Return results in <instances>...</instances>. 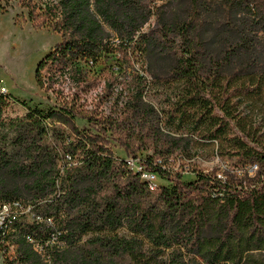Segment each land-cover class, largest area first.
Listing matches in <instances>:
<instances>
[{
  "label": "trees",
  "instance_id": "1",
  "mask_svg": "<svg viewBox=\"0 0 264 264\" xmlns=\"http://www.w3.org/2000/svg\"><path fill=\"white\" fill-rule=\"evenodd\" d=\"M160 1L0 0V11L17 3L36 29L62 37L37 66L42 89L69 76L87 90L86 66L105 58L141 61L146 74L126 78L117 116L85 112L74 99L5 122L10 96L0 91V200L29 204L43 219L19 224L14 263L264 264V0H181L178 15ZM147 78L180 88L160 112L147 102ZM112 139L171 186L151 191L116 158ZM190 142L217 143L233 169L182 181L172 156ZM91 235L94 247L81 250Z\"/></svg>",
  "mask_w": 264,
  "mask_h": 264
},
{
  "label": "rangeland",
  "instance_id": "2",
  "mask_svg": "<svg viewBox=\"0 0 264 264\" xmlns=\"http://www.w3.org/2000/svg\"><path fill=\"white\" fill-rule=\"evenodd\" d=\"M180 1L162 0L158 3L168 2L169 10L178 15L182 14L186 8L184 2ZM152 22L154 26L155 19ZM61 41L60 34L49 28L36 29L30 22L29 11L17 3L8 6L5 12L0 11V89L5 88L7 92L2 93L10 96L7 106L2 108V121L9 122L11 119L25 117L28 107L48 110L64 103H71L74 99L85 112L98 113L100 116H117L121 114L127 101L126 93L120 94L126 85V78L132 79L137 70L146 76L142 71L141 61L132 68L126 66L123 60H117L118 57L117 59L105 58L96 66L91 64L86 66L89 78L93 79L91 87L87 90L79 87L70 80L69 76L62 79L55 77L50 82L52 89L48 91L42 89L36 83L37 66ZM118 61L123 63L121 66L127 74L124 71H116L118 67H121L118 66ZM46 74V72L43 73L44 80ZM147 81L150 85V91L146 95L147 102L152 103L158 112L167 108V105L174 100L180 90L174 84L159 86V84L152 85L150 78ZM109 82L113 84L111 92L107 89ZM109 93L111 96L106 97ZM78 124L83 126L85 123L78 121ZM135 127L137 130L139 129L137 126ZM111 144L117 159H127L120 144L116 143L114 139L111 140ZM185 145L182 143L183 147L174 153L171 166L176 172L182 174V181L193 182L200 172L210 173L217 169L224 170L226 167L233 169V159L229 158L223 162L216 156L217 143L190 142L189 146L185 147ZM139 154L145 158L151 153L142 151ZM182 156L184 158H181ZM220 174L224 173L220 172ZM158 183L163 186L172 184L166 179H160ZM120 234L127 235V231L122 229ZM91 237L92 235L85 237L79 243L78 246L81 250H89L94 247L89 242ZM60 246L62 252L68 248L65 240L61 242ZM47 259L45 262L51 264V256ZM119 264H129V259L124 257L119 261Z\"/></svg>",
  "mask_w": 264,
  "mask_h": 264
},
{
  "label": "built area",
  "instance_id": "3",
  "mask_svg": "<svg viewBox=\"0 0 264 264\" xmlns=\"http://www.w3.org/2000/svg\"><path fill=\"white\" fill-rule=\"evenodd\" d=\"M0 91L1 93L7 92L3 87ZM127 164L129 168L135 169V173H141L144 181L157 188L159 182L157 175L147 172L140 159L127 158ZM35 222L42 223L43 219L35 214L31 205H26L21 201L3 202L0 200V264H12L17 259L15 236L19 224ZM27 240L34 245L37 253H43L42 246L32 237H28Z\"/></svg>",
  "mask_w": 264,
  "mask_h": 264
},
{
  "label": "bare ground",
  "instance_id": "4",
  "mask_svg": "<svg viewBox=\"0 0 264 264\" xmlns=\"http://www.w3.org/2000/svg\"><path fill=\"white\" fill-rule=\"evenodd\" d=\"M130 169L135 173V169L134 168H130ZM149 188H150L151 191L156 189V187H154L153 184L152 185L149 184Z\"/></svg>",
  "mask_w": 264,
  "mask_h": 264
}]
</instances>
